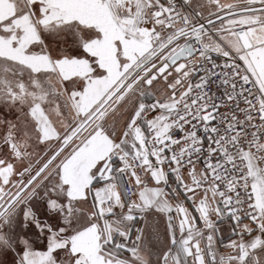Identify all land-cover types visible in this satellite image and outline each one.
<instances>
[{"label": "snow or ice", "instance_id": "snow-or-ice-1", "mask_svg": "<svg viewBox=\"0 0 264 264\" xmlns=\"http://www.w3.org/2000/svg\"><path fill=\"white\" fill-rule=\"evenodd\" d=\"M0 264H264V0H0Z\"/></svg>", "mask_w": 264, "mask_h": 264}]
</instances>
